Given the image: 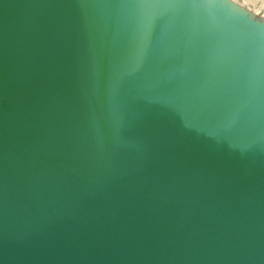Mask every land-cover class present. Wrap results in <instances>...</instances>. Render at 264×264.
<instances>
[{
  "label": "water",
  "instance_id": "water-1",
  "mask_svg": "<svg viewBox=\"0 0 264 264\" xmlns=\"http://www.w3.org/2000/svg\"><path fill=\"white\" fill-rule=\"evenodd\" d=\"M0 264H264V18L0 0Z\"/></svg>",
  "mask_w": 264,
  "mask_h": 264
},
{
  "label": "bare ground",
  "instance_id": "bare-ground-1",
  "mask_svg": "<svg viewBox=\"0 0 264 264\" xmlns=\"http://www.w3.org/2000/svg\"><path fill=\"white\" fill-rule=\"evenodd\" d=\"M254 14H264V3L261 0H232ZM264 18V15H261Z\"/></svg>",
  "mask_w": 264,
  "mask_h": 264
},
{
  "label": "rangeland",
  "instance_id": "rangeland-1",
  "mask_svg": "<svg viewBox=\"0 0 264 264\" xmlns=\"http://www.w3.org/2000/svg\"><path fill=\"white\" fill-rule=\"evenodd\" d=\"M263 3H264V0H261ZM254 13V12H253ZM257 14H259V15H264V14H260V13H257Z\"/></svg>",
  "mask_w": 264,
  "mask_h": 264
}]
</instances>
